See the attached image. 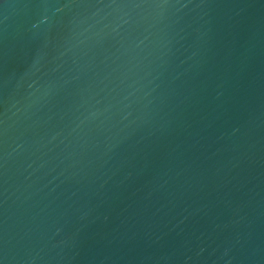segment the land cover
<instances>
[{
  "label": "water",
  "instance_id": "95a60500",
  "mask_svg": "<svg viewBox=\"0 0 264 264\" xmlns=\"http://www.w3.org/2000/svg\"><path fill=\"white\" fill-rule=\"evenodd\" d=\"M0 264H264V0H0Z\"/></svg>",
  "mask_w": 264,
  "mask_h": 264
}]
</instances>
